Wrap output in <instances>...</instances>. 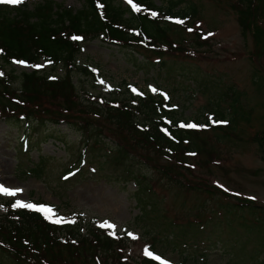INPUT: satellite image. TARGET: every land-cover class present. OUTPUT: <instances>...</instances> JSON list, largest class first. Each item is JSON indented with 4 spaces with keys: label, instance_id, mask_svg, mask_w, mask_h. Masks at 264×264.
Returning a JSON list of instances; mask_svg holds the SVG:
<instances>
[{
    "label": "trees",
    "instance_id": "trees-1",
    "mask_svg": "<svg viewBox=\"0 0 264 264\" xmlns=\"http://www.w3.org/2000/svg\"><path fill=\"white\" fill-rule=\"evenodd\" d=\"M83 1L80 10L66 8L54 0H42L33 9L26 5L16 8L0 6V121L5 120L10 125L23 124L25 127L32 123L37 127L65 124L79 135L81 147L76 158L78 161L64 172L62 183L71 182L86 166L87 169L92 168L90 171L95 174V167L91 166L94 162L114 169L123 168L125 174L132 175L130 177L137 184L145 180L142 174L136 176L144 168L161 173L159 165L162 159L167 165L190 171L185 168L188 167L187 160L207 150L200 140V135L205 131L188 128L189 120L178 112L171 97L157 90L138 97L124 94L125 99L87 94V100H82L72 80V71L76 68L87 77L100 80L99 69L88 65L79 66L78 60L84 43L101 40L107 45L142 56L141 61L137 57L131 59L139 70L158 71L167 77L178 72L180 77H187L192 65L187 59H193L196 50L208 46V35L212 33L204 31L195 23L202 20L197 4L191 0H166L163 7H159L154 0H133L140 8V11H135L118 0ZM236 2L239 4L236 8L239 10L242 36L245 39L249 35L253 37L254 52L250 55H254L253 60L257 56L261 57L263 63L264 27L258 25H263L261 16H264V0ZM176 20L184 23H175ZM73 36L80 39L73 40ZM15 63L26 64L33 70L24 72L20 78L13 70L8 76L2 74L3 67ZM42 65L46 67L43 69ZM61 67L66 70L65 77L56 73ZM260 68L257 72L262 75L255 72L252 83L262 90L264 70ZM207 82L200 84L202 93L208 94L215 88L212 102L207 106V109L212 108L208 112L210 122L211 116H215L219 122L227 123L226 127H231L249 120L241 106L243 97L241 92H237V87L223 83L219 87L208 85ZM182 122L186 127H180ZM210 122L206 120L205 125L210 126ZM111 126L115 128L116 135H112ZM213 129V135L218 138L230 132L225 127H214L212 132ZM19 144L17 156L23 155L27 163L23 167L24 160H18L22 162L19 172L24 177H42L44 157L35 162L30 156L33 148L39 146L38 142L30 144L29 140L20 137ZM262 145L261 154L264 158ZM66 147L71 150L73 145L66 143ZM161 174L173 183L174 171V177L168 176L165 170ZM184 187L201 192V189L191 184L186 183ZM209 189L206 190L208 194H222L225 200L236 199L230 205L229 201L225 202L226 205L220 203L212 213L224 216L231 225L240 223L246 232L256 234L264 248V206L255 205L248 198L237 200L236 195L230 196L216 187H213L214 190ZM151 193L157 194L151 183L137 193L136 200L140 209H143L138 221L145 225L146 230L144 236L136 239H126L94 223L87 224L82 218L65 219L72 223L54 224L43 213L16 208V200L2 198L0 264H161L169 248L185 254L179 264H188L190 258L205 262L208 259V241L212 235L207 232L217 227L216 223L209 222L214 219V215L211 214L213 217L209 220L179 218L169 225L165 223L162 229L160 225H155L157 222L152 220L153 215L148 212L156 204ZM148 200L153 203L149 204ZM247 211L252 217L248 220L245 219ZM255 211H259V214H255ZM151 226L153 228H149ZM204 235L210 236L209 239ZM139 240L144 244L134 259L132 245ZM145 249L160 260L145 255ZM258 264H264V261Z\"/></svg>",
    "mask_w": 264,
    "mask_h": 264
},
{
    "label": "rangeland",
    "instance_id": "rangeland-1",
    "mask_svg": "<svg viewBox=\"0 0 264 264\" xmlns=\"http://www.w3.org/2000/svg\"><path fill=\"white\" fill-rule=\"evenodd\" d=\"M39 1L41 0H24L22 4L33 9ZM54 1L75 10L82 9L84 4L83 0ZM154 1L161 7L166 0ZM191 1L198 6L202 16L200 21L204 25L203 30L213 34L209 36L206 48L196 50L192 56L194 58L187 59L192 63L187 77H180L178 72L167 77L158 71L139 70L131 59L137 57L141 61L142 56L107 45L101 40H89L84 43L83 50L79 54L78 65L99 69L101 77L100 81H95L73 68L72 80L76 85L77 93L82 100H87V94L108 99H125L124 94H131L129 86L139 93L148 91V88L158 89L168 96L171 95L174 103L179 107V112L184 114V118L204 122L206 113L212 109L211 107L207 109V106L212 102L215 88L204 94L200 84L209 81L208 85L215 84L220 87L223 83L237 87V92L242 93L241 106L249 120L239 122L236 126L225 127L230 131L227 136L221 135L218 138L213 135L214 129L212 132L211 128L201 134L200 140L204 142L207 150L200 151L198 156L187 160L188 167H184L190 171L181 167L174 168L162 159L159 165L161 173L165 170L168 176H172L174 171L173 183L158 171L157 174L151 168H144L136 173V176L141 174L145 176V180H140V184L133 181L130 177L132 175H126L123 168L114 169L96 162L91 164L95 167V174L91 173L92 168L87 169L86 166L81 172L83 176L80 173L71 179V182L62 183L61 177L64 172L78 161L76 158L81 147L79 135L68 129L65 124L37 127L32 123L25 127L23 124L10 125L5 120H1L0 185L19 190L16 196L25 203L44 202L58 207L67 217L82 218L87 224L114 225V228H103L130 239L131 237L128 236L145 235V225L138 221L143 209H140L136 197L145 185L151 183L157 191L156 195L151 193L156 204H153L148 212L153 215L152 220L157 222L155 225H160L162 229L165 223L169 225L179 218L209 220L214 215V219L209 222L216 223L215 226L218 228L207 232L209 235L212 234L211 239L210 236L204 235L210 240L207 248L208 259L203 262L201 259L196 261L190 258L188 264H258L264 261V248L260 245L256 234L246 232L240 223L231 225L224 216L212 213L220 203L226 205L225 202L229 201L228 205H230L236 199L225 200L222 194H208L206 190L216 187L230 196L237 194V200L250 198L256 203L255 205H264V158L261 154V146L262 143L264 144L262 141L264 88L259 90L252 83L255 72L262 75L257 70L259 67L264 70V62L262 63L261 57L258 56L253 60L254 55H250L254 52V41L251 35L248 39L242 36L239 10L236 8L239 5L237 0ZM261 18L263 25L259 24L258 27L263 28L264 16L262 15ZM3 68L7 76L13 70L18 78L24 72L32 71L19 64H10ZM56 73L60 77H65L66 70L61 67ZM15 86L18 87V84ZM111 129L112 135H116L115 128L111 126ZM22 135L28 136L30 144L35 142L39 144L38 147L33 148L30 156L35 162L44 157L42 177H24L19 172L22 162L18 160H24L23 167L27 166L26 158L23 155L17 156L19 139ZM66 143L73 145L71 150L67 149ZM70 154L76 156L72 157ZM164 167L166 169H163ZM186 183L198 187L201 192L186 189L184 187ZM0 196L4 195L0 194ZM148 202L153 203L150 200ZM255 214L258 215L259 211H255ZM250 218L252 217L247 211L245 219ZM223 222L225 223L222 224ZM143 244L144 242L139 240L132 245V250L135 252L132 255L134 259L138 257ZM166 257L180 262L185 254L169 248Z\"/></svg>",
    "mask_w": 264,
    "mask_h": 264
},
{
    "label": "snow or ice",
    "instance_id": "snow-or-ice-1",
    "mask_svg": "<svg viewBox=\"0 0 264 264\" xmlns=\"http://www.w3.org/2000/svg\"><path fill=\"white\" fill-rule=\"evenodd\" d=\"M23 2H24V0H0V5H19V4H22ZM128 2L131 4V6L133 7V9L135 11H140V8L137 5H135L132 2V0H128ZM100 7L102 8L103 6L101 5ZM153 15H155V13H153ZM175 23L183 24L184 21L176 20ZM190 31H191V29H190ZM72 39L76 40V39H80V38L73 36ZM101 83H103V81H101ZM133 91H135V89ZM153 91H156V90L153 89ZM180 127L183 128V127H185V125L181 124ZM187 127L195 128L197 126L195 124H189V125H187ZM18 191L19 190H12V189H9L3 185H0V194L6 195V196H16L18 194ZM225 191H227V189H225ZM14 207L26 208V209H30V210H33L36 212L43 213L44 217L46 219L50 220L54 224L72 223V221L65 220L62 217L54 218V217H56V213L51 207H48V206H37L35 204H29V203H25L23 201H16V203L14 204ZM100 226L101 227H107V228H114L115 227L114 225H111V224H102ZM133 238L135 239L136 237H133ZM145 255L150 256L153 259L160 260V258L158 256L151 253L148 249H145ZM161 264H167V262L161 261Z\"/></svg>",
    "mask_w": 264,
    "mask_h": 264
}]
</instances>
